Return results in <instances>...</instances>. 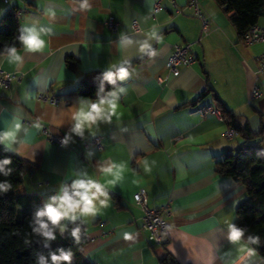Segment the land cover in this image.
Wrapping results in <instances>:
<instances>
[{
	"label": "crops",
	"instance_id": "crops-1",
	"mask_svg": "<svg viewBox=\"0 0 264 264\" xmlns=\"http://www.w3.org/2000/svg\"><path fill=\"white\" fill-rule=\"evenodd\" d=\"M186 2L90 0L91 8L79 11V0H0V20L15 7L19 27L36 24L53 29L45 50L25 54L19 68L0 62L1 70L19 76L9 88H0V130L16 119L27 130L20 133L26 157L15 154L27 163L22 190L44 203L62 182L70 184L75 172L85 170L99 179L102 166L112 161L127 165L123 181L110 189V206L83 223L88 241L81 254L91 264H160L165 251L178 264H231L235 256L224 220L234 222L246 191L242 184L218 174L215 161L226 150L240 148L244 139L237 133L226 138L230 126L221 116L202 117L196 110L205 105L225 108L237 115L241 126L258 132L264 121V73H257L256 57L264 53V42L248 45L240 40L229 15L215 0H200L209 21V32L203 34L191 8L175 11L174 3L183 7ZM155 4L160 6L156 13ZM109 17L118 22L115 32L105 25ZM133 21L138 31L130 30ZM258 24H264V16ZM153 27L162 37L150 41L157 54L141 57L135 42L144 40ZM121 32L134 41L126 50L119 48ZM184 43H192L194 62L159 83L157 78L167 74L172 46ZM68 58H72L69 63ZM127 59L130 76L117 81L127 89L120 100L119 119L101 123L84 138L73 135L66 145L46 141L42 127L65 137L72 107L89 98L72 93L81 79ZM253 83L262 91L259 98L250 97ZM40 94L58 96L61 102L52 105L39 100ZM93 138L100 139L102 148L84 149V141ZM252 142L264 149V137ZM144 160L150 172L144 171ZM140 189L146 191L150 206L170 205L164 245L148 242L141 227L142 212L133 200ZM125 232L134 238L125 240ZM253 259L261 264L259 256Z\"/></svg>",
	"mask_w": 264,
	"mask_h": 264
},
{
	"label": "clouds",
	"instance_id": "clouds-1",
	"mask_svg": "<svg viewBox=\"0 0 264 264\" xmlns=\"http://www.w3.org/2000/svg\"><path fill=\"white\" fill-rule=\"evenodd\" d=\"M91 8L90 0H79V11H87ZM54 16V13L50 12ZM18 39L21 48L15 45H5L4 51L0 52V62L10 69L19 68L24 63L25 54L41 53L48 45L47 37L53 34V29L48 27H38L36 24L21 25L18 29ZM162 37L158 30L153 27L142 41H137V54L141 57L147 55L149 58L156 56L151 40L159 41ZM134 41L128 38L123 32L119 35V48L126 50L132 46ZM127 65V66H126ZM130 59L123 60L118 64L111 65L108 70L102 73L103 80L112 85V90L101 95L96 93V99L82 98L78 106L72 107L70 131L65 134L62 144H67L73 137L84 138L85 133H91L94 128H98L101 123L111 124L113 117L119 119L121 115L120 100L126 95L127 89L123 83L130 76ZM114 69V70H113ZM103 89L101 88V91ZM35 127H39L36 124ZM26 134L19 119L13 121L10 127L0 130V145L6 151H10L21 157H26L25 141L20 136L21 131ZM264 152V149L261 150ZM259 154V153H258ZM12 160L9 157L0 159V175L8 177L12 174L10 167ZM145 172H150L151 168L147 160L143 161ZM127 165L124 162L112 161L99 169L100 178H94L85 170L75 172V178L70 184L61 183L55 194L50 195L44 204L34 211L33 220L30 223L32 233L41 238L42 246L45 249L51 248V243L57 240V233L61 237L65 233L78 243L81 225L89 217H96L110 206V189L123 181L127 172ZM12 189V184L8 180L0 181V193H7ZM75 225L69 230L68 225ZM226 229V239L233 245L235 256L231 259V264H256L253 259L258 256L257 247L264 242L259 235L248 234L246 227H240L229 219L224 220ZM125 240H132L133 234L125 232ZM74 252L71 248L58 247L50 250L45 256L42 252L36 253L35 264H73ZM264 264V257L260 258Z\"/></svg>",
	"mask_w": 264,
	"mask_h": 264
},
{
	"label": "trees",
	"instance_id": "trees-1",
	"mask_svg": "<svg viewBox=\"0 0 264 264\" xmlns=\"http://www.w3.org/2000/svg\"><path fill=\"white\" fill-rule=\"evenodd\" d=\"M215 1L229 15L240 40H243L248 29L258 24L259 18L264 16V0ZM17 11V8L12 7L0 20V52L4 51L5 45L21 48L16 39L19 36ZM70 59L68 58V63ZM102 73L96 71L84 76L72 93L91 99H96L98 91L101 95L106 94L112 85L103 80ZM218 109L221 118L244 139V142L238 149L223 152L222 157L215 161V171L245 187L246 198L236 209L234 223L246 227V235H259L264 242V152H261L259 142H252L264 137V121L261 122L259 131L253 133L247 125L239 124L237 115L219 106ZM5 157L11 158L10 167L13 172L8 177L0 175V181L8 180L12 184L11 190L0 193V264H35L37 252L47 256L50 250L58 247L73 250V264H91L81 254L88 241L84 224L81 225L78 243H75L67 232L63 237L57 233V240L51 243V248H43L41 238L32 233L30 223L35 209L44 203L38 195L26 193L21 188L26 161L0 145V159ZM74 226L69 224V230ZM254 247H257L258 256L264 257V244ZM159 262L178 264L168 251L162 254Z\"/></svg>",
	"mask_w": 264,
	"mask_h": 264
},
{
	"label": "built area",
	"instance_id": "built-area-1",
	"mask_svg": "<svg viewBox=\"0 0 264 264\" xmlns=\"http://www.w3.org/2000/svg\"><path fill=\"white\" fill-rule=\"evenodd\" d=\"M4 3H8L11 0H1ZM173 7L176 12H181L184 7L191 8L193 14L198 17L202 24V33L207 34L209 32V21L206 14L202 11L200 6V0H187L185 6L180 7L173 4ZM160 9L159 4H155L154 13L158 12ZM18 15V12H17ZM106 27L111 32H115L118 28V22H116L112 17H109L105 22ZM130 30L132 32L138 31L139 26L136 21H133L130 24ZM245 44H253L256 42H264V24H255L251 26L247 33L245 34L243 40ZM192 43L184 44H174L172 46V51L170 56L165 64L166 76L158 77L157 80L159 83H163L169 76H177L180 73V69L184 66H188L194 62V57L191 52ZM257 61V73H264V53L259 54L256 57ZM14 79H19V76L14 75L13 73L6 72L0 69V88H9ZM250 97L252 99L259 98L262 95L260 87L253 83L250 88ZM39 100L48 102L52 105H57L61 102V98L58 96H51L49 94H40L38 96ZM200 116L204 117L207 114H214L217 116L220 115V111L215 105H205L198 107L196 110ZM42 133L44 138L49 143H54L58 145L62 144L63 135L53 132L48 126L42 127ZM236 135V131L232 128H228L224 132L226 138H232ZM81 139V137H79ZM89 146L95 148H102V143L99 138H93L89 141H84L83 148L87 149ZM55 193H51L53 195ZM134 203L142 212V229L146 231L147 240L154 245H162L165 242L164 231L168 227L167 217L171 213L170 205L165 204L163 206L154 207L148 204L147 193L144 189L138 190L133 195Z\"/></svg>",
	"mask_w": 264,
	"mask_h": 264
}]
</instances>
